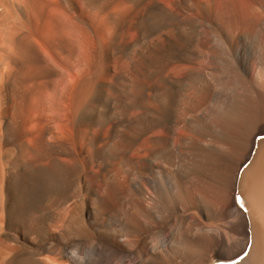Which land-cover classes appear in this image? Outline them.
Masks as SVG:
<instances>
[{
    "label": "bare ground",
    "instance_id": "6f19581e",
    "mask_svg": "<svg viewBox=\"0 0 264 264\" xmlns=\"http://www.w3.org/2000/svg\"><path fill=\"white\" fill-rule=\"evenodd\" d=\"M242 254L264 264V0H0V264Z\"/></svg>",
    "mask_w": 264,
    "mask_h": 264
},
{
    "label": "rangeland",
    "instance_id": "374dc122",
    "mask_svg": "<svg viewBox=\"0 0 264 264\" xmlns=\"http://www.w3.org/2000/svg\"><path fill=\"white\" fill-rule=\"evenodd\" d=\"M253 154H254V151H253L252 155H253ZM249 162H250V161H249ZM249 162L247 163V165L249 164ZM247 165H246V166H247ZM238 197L240 198L241 196H240V195H236V196H235V199H237ZM240 199H241V198H240ZM241 200H242V199H241ZM241 208H242V210H243V213L245 214V218L247 219V218H248L247 209H246L245 207L243 208L242 206H241ZM247 221L249 222L248 219H247ZM233 261H235V260H233ZM233 261H231V262H233ZM214 262H215L216 264H220V262H221V263H224V261H216V260H215Z\"/></svg>",
    "mask_w": 264,
    "mask_h": 264
}]
</instances>
